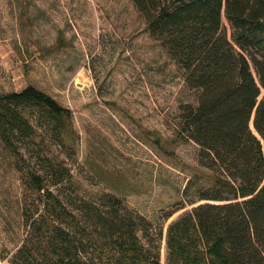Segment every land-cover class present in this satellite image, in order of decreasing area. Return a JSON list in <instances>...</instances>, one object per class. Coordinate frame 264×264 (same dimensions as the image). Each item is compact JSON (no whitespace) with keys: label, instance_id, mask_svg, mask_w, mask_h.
<instances>
[{"label":"trees","instance_id":"trees-1","mask_svg":"<svg viewBox=\"0 0 264 264\" xmlns=\"http://www.w3.org/2000/svg\"><path fill=\"white\" fill-rule=\"evenodd\" d=\"M130 1L196 94L172 142L194 144L197 166L165 222L184 212L165 229L112 194L82 197L66 160L41 150L23 174L38 216L24 213L25 239L0 264H264V0ZM71 120L34 86L0 95V142L19 160L66 144Z\"/></svg>","mask_w":264,"mask_h":264},{"label":"rangeland","instance_id":"rangeland-1","mask_svg":"<svg viewBox=\"0 0 264 264\" xmlns=\"http://www.w3.org/2000/svg\"><path fill=\"white\" fill-rule=\"evenodd\" d=\"M28 86L71 112L72 133L30 146L28 161L0 142V252L22 245L24 213L38 216L23 174L41 150L66 160L82 197L112 194L165 229L184 212L165 222L197 166L194 144L172 142L196 94L130 0H0V95Z\"/></svg>","mask_w":264,"mask_h":264},{"label":"bare ground","instance_id":"bare-ground-1","mask_svg":"<svg viewBox=\"0 0 264 264\" xmlns=\"http://www.w3.org/2000/svg\"><path fill=\"white\" fill-rule=\"evenodd\" d=\"M81 85V84H80ZM82 86H84V85H82Z\"/></svg>","mask_w":264,"mask_h":264}]
</instances>
